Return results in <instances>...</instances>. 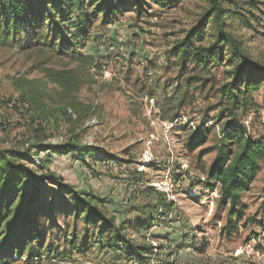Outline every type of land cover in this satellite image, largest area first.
I'll return each mask as SVG.
<instances>
[{"label":"rangeland","instance_id":"rangeland-1","mask_svg":"<svg viewBox=\"0 0 264 264\" xmlns=\"http://www.w3.org/2000/svg\"><path fill=\"white\" fill-rule=\"evenodd\" d=\"M141 1L143 14L133 8L112 19L87 1L85 25L58 35L64 55L31 49L34 40L24 49L26 38L0 32V149L19 151L32 168L107 199L118 221L126 211L129 220L143 217L149 204H159V193L172 206L159 204L145 215L147 230L127 231L131 244L152 247L153 254L139 259L102 249L105 236L93 229L84 234L82 221L62 211L41 223L42 245L33 242L22 256L0 264H264V167L242 196L246 218L230 237L222 234L227 214L218 205L219 190L207 187L228 108L222 88L231 82L236 60L228 47L210 63L175 53L196 28L205 41L194 46L214 47L218 27L205 21L208 0ZM227 6L234 15L225 19L226 29L264 65V0H228ZM71 8L72 18L83 14ZM49 36L50 42L55 34ZM46 70L75 71V91L61 98ZM27 92L37 97L33 105L22 101ZM253 98L239 117L258 140L264 137V90ZM198 129H208L207 142L189 150ZM70 142L86 160L50 149ZM90 148L100 152L91 156ZM103 151L122 162L107 160ZM29 249L35 252L30 260Z\"/></svg>","mask_w":264,"mask_h":264},{"label":"trees","instance_id":"trees-1","mask_svg":"<svg viewBox=\"0 0 264 264\" xmlns=\"http://www.w3.org/2000/svg\"><path fill=\"white\" fill-rule=\"evenodd\" d=\"M87 1L96 8V13L103 14L107 19L115 18L121 10L134 8L140 15L145 12L141 0H0V32L3 38H26L28 42L24 49H28L29 43L34 40L33 45L36 46L31 49L47 47L51 52L64 55L65 46L64 43L58 46V35L62 32L69 35L77 25L80 29L85 25L84 21L90 16ZM227 3L228 0H208L205 21H212L218 27L214 33V47L202 51L200 47L194 46L195 42L205 41L204 33L196 28L176 46L175 53L183 60L193 59L197 64L202 63L201 61L210 63L216 54L222 55L223 47H228L232 59L236 60L232 80L222 88V99H226L228 103V108L223 113L226 114V121L215 148L214 164L207 172V187L219 190L218 205L227 214L222 234L230 237L239 230L246 218L242 196L249 191L264 167V137L258 140L252 138L239 117V113L247 109L248 103L254 101V94L264 90V65L253 60L242 42L226 29L225 19L234 15ZM68 5L72 7L71 13L83 10V14L72 18L70 12H67ZM52 33L55 36L49 42V35ZM82 34L87 35L86 32ZM81 60L94 64L93 58ZM46 73L47 78L61 89V98L75 91V71L46 70ZM36 99L33 92L22 95V101L29 105H33ZM63 117L71 116L64 112ZM208 133V129H198L192 133L188 149L202 147L207 142ZM50 149L58 157L78 155L83 161L86 160L82 148L71 142ZM88 152L95 156L100 150L90 148ZM103 153L105 154L104 151ZM105 155L113 163L122 162L114 155ZM151 195L150 193L148 199H151ZM156 195L161 207L169 209L172 206L166 200L162 202L159 193ZM108 204L110 202L107 199L92 192H80L55 174L46 172L45 168L42 171L32 168L27 155L15 150L0 149V263L22 256L27 246L35 244L33 242L40 241L42 245L44 234L39 232L41 223L47 219H57L62 211L71 215L75 221H82L84 234L93 229L95 233L105 236L107 244L102 249L123 251L125 255L134 253L139 259L153 254L152 247L131 244L127 231L130 228L147 230L150 224L143 222L145 215L149 217L155 213L159 204H149L144 218L141 216L129 220V212L126 211L121 221L109 210ZM34 253V249H29L27 258L32 259Z\"/></svg>","mask_w":264,"mask_h":264}]
</instances>
